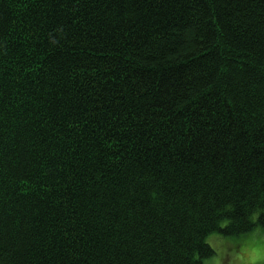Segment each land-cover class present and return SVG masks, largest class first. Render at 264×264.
<instances>
[{
	"label": "trees",
	"instance_id": "1",
	"mask_svg": "<svg viewBox=\"0 0 264 264\" xmlns=\"http://www.w3.org/2000/svg\"><path fill=\"white\" fill-rule=\"evenodd\" d=\"M254 209L264 0H0V264H189Z\"/></svg>",
	"mask_w": 264,
	"mask_h": 264
},
{
	"label": "clouds",
	"instance_id": "2",
	"mask_svg": "<svg viewBox=\"0 0 264 264\" xmlns=\"http://www.w3.org/2000/svg\"><path fill=\"white\" fill-rule=\"evenodd\" d=\"M262 214L264 209L251 210L240 218L242 223L223 214L201 239L208 253L201 255L194 248L189 264H264V223L259 220Z\"/></svg>",
	"mask_w": 264,
	"mask_h": 264
}]
</instances>
